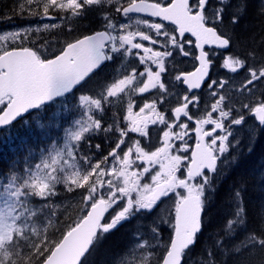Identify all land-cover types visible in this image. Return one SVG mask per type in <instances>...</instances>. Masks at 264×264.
Listing matches in <instances>:
<instances>
[{"label": "snow or ice", "instance_id": "6c2138e0", "mask_svg": "<svg viewBox=\"0 0 264 264\" xmlns=\"http://www.w3.org/2000/svg\"><path fill=\"white\" fill-rule=\"evenodd\" d=\"M247 7V0H16L13 15L0 20L46 19L55 22L43 30L71 34L72 20L87 29L94 13L100 26L43 44L30 39L40 25L0 35V127L73 98L63 142L22 174L9 170L0 186V264H90L107 234L137 218L131 249L147 253L139 264H192L224 154L241 142L234 128L251 119L264 129V37L222 57L220 68L243 73L238 86L213 78ZM117 56L136 62L97 79ZM114 100L120 107L105 119ZM248 131L251 152L256 131ZM101 135L104 145H93ZM60 189L79 197L71 224L60 222L68 210L54 199ZM244 190L243 182L233 190L231 217L198 264H228L229 255L264 264V210L249 230Z\"/></svg>", "mask_w": 264, "mask_h": 264}, {"label": "trees", "instance_id": "16d2710c", "mask_svg": "<svg viewBox=\"0 0 264 264\" xmlns=\"http://www.w3.org/2000/svg\"><path fill=\"white\" fill-rule=\"evenodd\" d=\"M239 3V0H232V5ZM16 0H0V17L5 15H13V8ZM247 11L242 16L239 24L235 25V32L239 39L235 42L234 47L228 52L247 50L255 41H259L264 37V16L259 14L261 0H247ZM231 11V9H230ZM9 20H0V27L5 26ZM11 21L23 24L27 20H20L13 16ZM29 22V21H28ZM90 24L89 28H84V22L72 20L71 25L75 27V31L71 34L66 31L48 32L43 29L39 33L32 35L30 39L36 40L38 43H45L55 39L71 38L73 35L79 34L81 31H92L99 29L100 21L96 14H91L88 18ZM226 53V52H225ZM220 64L218 60L217 65ZM115 62L106 64L104 70L99 74L97 79L104 78L103 75L106 70L112 68ZM107 76V74H106ZM51 106V105H50ZM47 115L39 118L44 121ZM38 119V120H39ZM45 124V122H44ZM44 131L39 124L30 120L28 123L17 121L10 127H0V177L9 173L14 167L25 162L29 149L35 144L37 145L43 139ZM101 136H93L91 143L94 145L100 143ZM254 148L251 152L244 149L237 154V160L234 164L229 166L221 174V178L216 180L214 191L209 196V204L203 213L204 228L202 233L198 236L197 243L191 252L192 264H198L206 247L214 245L217 230L220 229L225 220L231 217L233 211L234 200L232 199L233 190L240 186L241 182L244 185L243 205L247 212V228L249 230H257L260 220L261 211L264 210V130L260 133L254 141ZM95 152V149H93ZM107 150H102L101 153L106 154ZM101 153L97 154L100 155ZM261 161V162H260ZM263 162V163H262ZM261 163V164H260ZM260 164V165H259ZM262 171L256 172V166ZM69 200L62 204L60 211L64 212L60 216V222L65 220L69 224L72 219L79 215L75 211L77 207L78 196L68 193ZM71 217L72 219H69ZM136 219L127 221L119 225L115 230L106 235L102 244L90 257V264H112L115 258L120 255L127 247L131 234L137 231L134 223ZM223 234L222 232L220 233ZM243 231L236 233V240H239ZM234 243L233 240H228L227 244L230 246ZM217 258L222 257L219 249H216ZM228 264H237V257L229 255L226 257ZM242 259V257H241Z\"/></svg>", "mask_w": 264, "mask_h": 264}, {"label": "rangeland", "instance_id": "374dc122", "mask_svg": "<svg viewBox=\"0 0 264 264\" xmlns=\"http://www.w3.org/2000/svg\"><path fill=\"white\" fill-rule=\"evenodd\" d=\"M28 21L29 20H27V22H25L23 24L16 23V21H11V22L8 21L5 26L0 27V35H3L5 33V31L16 30L18 28L24 27L27 24H32L33 27L40 25L41 29H43L42 28L43 23L55 22V21L46 20V19L45 20H39V21H29V22ZM229 53H231V51ZM229 53L226 52L217 58L216 68L213 70V78H216L217 74L220 77H228V78L233 80V86H238L240 80L243 77V73H241L239 75L231 74L230 72H228V70L220 68V64L217 65L218 60H220V62H221L222 57L228 55ZM112 62H109V63H112ZM114 62H115V65L112 68H109L108 70H106V73L103 75L104 78L111 77L114 74V70H116L117 68H120L121 70H123L122 66H126L130 62L134 63L136 61H135L134 57H129L127 61H124V60H121V58L119 56H117L114 59ZM189 62H188V66H190ZM106 74H107V76H106ZM104 78H100V79H104ZM148 96H149V94H145V98H148ZM137 99H140V98L138 97ZM72 103H73V98L68 97V99L66 101L60 100L57 103L49 106L43 113L36 112V113H33L31 117H27V116L25 117V119L28 122L30 120H32L34 122V124H36V122H37L39 124V126L43 129L44 135H43V139L41 140V142H39L37 145L34 144L29 149L27 156H26V160H25V162L22 163V168L20 165H18L16 167H14L12 169V171H14L16 174H22V172L25 168V165L30 166V165L38 162L40 157H41L42 150L46 152L47 149L50 147V144L53 141H55L57 144H61L63 142V140L65 139L64 130L68 126V124L71 121L72 116H73V113L71 111H69ZM119 107H120V101L114 100L112 109L109 111V113L107 115H105L104 118L108 119V115H110L111 111H115ZM44 115H47V117H45L44 121H41L39 118L43 117ZM44 122H45V124H44ZM249 128H255L256 132H258V130L261 129V128H258L255 125L254 121H252L251 119H249L247 124H245L243 126H237L234 128L236 138L239 139L241 142H240L239 146H237L235 144V141H233V144L229 148L228 152H226L224 154V157H223L224 162L222 164H220V171L218 173L217 179L221 178V174H223V172L225 170H228L230 165L235 163V162H233V158L235 157L237 160V154L239 151H242L244 149L248 150L249 140H250V137H248L249 136V131H248ZM256 138H257V134L254 137H252V139L254 141L256 140ZM102 154L103 153H101L100 155H102ZM100 155H98L97 158H99ZM259 165H258V168L256 166L255 170H256L257 174H259L258 172H261V174H262V171L259 170ZM9 179H10L9 173L6 175H2L0 177V186H2L4 183H6ZM0 190H2V187H0ZM60 191H61V195L54 198V199L56 200L57 203L64 204L69 200L68 193L64 192L63 189H60ZM167 203L168 202L165 201L164 206H166ZM137 219H139V218H137ZM137 219L133 225L134 227L136 226V228H137ZM141 231H143L144 235L147 236L146 229H142ZM134 232H136V231H134ZM133 233L131 234V238L129 240V243H128L125 251H123L120 255H118L112 264H139L140 257L142 255L147 254L146 252L142 253L141 250L138 248L135 249L134 251L131 249V246L134 243ZM164 234L167 235V230H165Z\"/></svg>", "mask_w": 264, "mask_h": 264}, {"label": "flooded vegetation", "instance_id": "af4514ba", "mask_svg": "<svg viewBox=\"0 0 264 264\" xmlns=\"http://www.w3.org/2000/svg\"><path fill=\"white\" fill-rule=\"evenodd\" d=\"M226 52H228V51H226ZM225 52H223V53H221V55L222 54H224ZM229 53V52H228ZM190 63V62H189ZM188 70H192L191 69V67L190 66H188ZM137 102L138 103H141V106H142V100L141 99H137ZM260 133H263V129H260V130H258V132H256V134H257V136L259 135ZM135 135V134H134ZM101 140H100V143L102 144V145H104V137H103V135H101ZM103 150H108V147L105 145L104 147H103Z\"/></svg>", "mask_w": 264, "mask_h": 264}, {"label": "bare ground", "instance_id": "6f19581e", "mask_svg": "<svg viewBox=\"0 0 264 264\" xmlns=\"http://www.w3.org/2000/svg\"><path fill=\"white\" fill-rule=\"evenodd\" d=\"M255 129V128H254ZM259 134V133H258ZM248 137H250V136H248ZM125 251V250H124Z\"/></svg>", "mask_w": 264, "mask_h": 264}, {"label": "water", "instance_id": "95a60500", "mask_svg": "<svg viewBox=\"0 0 264 264\" xmlns=\"http://www.w3.org/2000/svg\"><path fill=\"white\" fill-rule=\"evenodd\" d=\"M194 39V38H193Z\"/></svg>", "mask_w": 264, "mask_h": 264}]
</instances>
